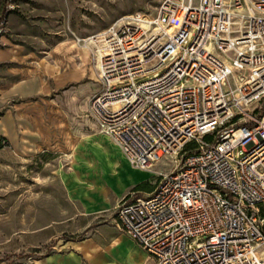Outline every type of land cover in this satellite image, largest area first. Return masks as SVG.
Segmentation results:
<instances>
[{"label":"built area","instance_id":"2783aa9c","mask_svg":"<svg viewBox=\"0 0 264 264\" xmlns=\"http://www.w3.org/2000/svg\"><path fill=\"white\" fill-rule=\"evenodd\" d=\"M87 41L99 131L138 170L174 160L116 226L156 264H264V0H164Z\"/></svg>","mask_w":264,"mask_h":264},{"label":"rangeland","instance_id":"374dc122","mask_svg":"<svg viewBox=\"0 0 264 264\" xmlns=\"http://www.w3.org/2000/svg\"><path fill=\"white\" fill-rule=\"evenodd\" d=\"M163 1L32 0L33 20L46 23L38 39L50 47L32 49V89L0 107V137L7 141L0 151V258L156 264L116 226L114 208L138 186L150 189L137 196L151 194L157 173L173 170L174 160L138 170L99 131L88 109L100 80L94 45L86 41L123 16L155 15ZM84 234L82 242L68 241Z\"/></svg>","mask_w":264,"mask_h":264},{"label":"crops","instance_id":"0c3cea01","mask_svg":"<svg viewBox=\"0 0 264 264\" xmlns=\"http://www.w3.org/2000/svg\"><path fill=\"white\" fill-rule=\"evenodd\" d=\"M16 1L19 10L17 12L12 13L9 16L7 34L0 38V107L1 108H4L6 106V103L11 98H14L15 96H20L22 94L23 89L26 88L32 89V60L35 57V54L32 53V49L38 46L39 48L50 47L49 44L42 37L38 39V35L36 33L38 27L44 29L43 27L46 23L43 20L41 21L33 20L32 0H16ZM40 32H45V31H40ZM139 192H145V191H139ZM119 202L117 203V205L119 204ZM117 205H115V207ZM83 240L74 241L68 239L69 242H74V243H79L82 242ZM8 256H13L11 259V263H0V264H13V261L19 260L16 259V256H19V254L8 255ZM37 263L63 264V262L60 261H58V263L55 262L51 263V260L49 259L37 261ZM72 264H78V263L73 262Z\"/></svg>","mask_w":264,"mask_h":264},{"label":"trees","instance_id":"16d2710c","mask_svg":"<svg viewBox=\"0 0 264 264\" xmlns=\"http://www.w3.org/2000/svg\"><path fill=\"white\" fill-rule=\"evenodd\" d=\"M6 3H7V0H0V22H1L2 18H3V13H4V9L6 7ZM260 110H261V112L264 111V101H262V107H261ZM149 189H150V186H148V185L143 186L142 185V186L138 187L136 192L138 193L139 191H148ZM84 237H85V234L80 236V237H78V238H76V239L73 238V239H70V240L81 241V240L84 239ZM12 257L13 256H7L5 258H0V263H11ZM22 257H25V255L22 254V255L16 256V259H20Z\"/></svg>","mask_w":264,"mask_h":264},{"label":"bare ground","instance_id":"6f19581e","mask_svg":"<svg viewBox=\"0 0 264 264\" xmlns=\"http://www.w3.org/2000/svg\"><path fill=\"white\" fill-rule=\"evenodd\" d=\"M86 43H90V41H86Z\"/></svg>","mask_w":264,"mask_h":264}]
</instances>
